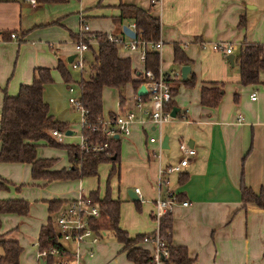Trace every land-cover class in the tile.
I'll use <instances>...</instances> for the list:
<instances>
[{"label":"crops","instance_id":"obj_1","mask_svg":"<svg viewBox=\"0 0 264 264\" xmlns=\"http://www.w3.org/2000/svg\"><path fill=\"white\" fill-rule=\"evenodd\" d=\"M80 3L92 6L87 8L89 10L87 15L86 13L83 15L85 8L81 6L82 11L78 12L79 28L82 22L87 26L89 33H112L126 40L127 36L122 33L121 28L118 29L115 26L112 20L119 13L116 6L131 4L145 10L149 8L151 1L85 0ZM42 5V2L37 1L34 6H30L26 0H0V52H3L7 42L10 41L6 33L12 32L16 35L15 42L10 44L16 43L19 47L26 42L25 37L30 29L43 25L42 22L30 19L28 14L25 16L23 14L25 8H31L30 12L34 13ZM98 6L110 9L106 8L103 13ZM98 12L101 13L100 19L95 17ZM152 15L158 18L160 24L158 39L162 45L158 56V66L171 78L170 82L173 81L171 85L176 87L171 101L177 111L174 118L159 126L140 115L142 122L131 123L129 133L118 136L119 143L124 141L126 144L123 152L129 150L133 155L141 156L140 161L146 165L144 171L136 172V179L130 188L131 191L137 188L140 193L138 199L132 192L136 197L135 202L148 205L150 217L153 201L156 198H165L168 193L174 194L176 199L179 197L177 200L179 202H187L186 206L177 203L170 211L169 243L184 247L186 257L191 264H264V208L251 203L243 204L239 192L241 185L255 193L264 190V70L259 72L258 83L242 85L239 82L238 69L233 64V59L243 43L264 44V0H157L153 6ZM86 19L91 23L97 22L102 27L99 30L90 31ZM49 22L51 20L45 21L46 24ZM129 24L130 22H124L123 25L128 27ZM211 43L231 46L229 54L233 55L232 65L228 63L226 55L210 48ZM174 45L188 59L185 64L173 63ZM48 48L53 58L35 49L36 55L34 59L31 58L28 68L25 67L23 77L18 78L20 82L18 86L31 82L32 72L36 67L52 69L51 67L54 68L57 61H60L68 70L69 62L66 59L73 53L69 55L66 50L61 49V45L55 48L53 45H48ZM131 52L136 58L137 51H128V53ZM117 54L129 59L125 54L123 56L118 52ZM134 61L133 65L129 59L131 68L137 73L134 78L140 80L138 73L143 69L142 62L139 60L137 63L135 59ZM182 65L189 68L185 78L191 76L194 78L193 85L190 87H185L181 82L179 69ZM81 73L82 70L79 71V77L82 76ZM60 82L62 83L58 86V96L60 91L64 93L71 85L76 97L77 90L73 82L67 85L61 78ZM141 85L142 83L139 82L137 89ZM51 86V83L45 84L42 90V98L47 104L48 114L56 121L65 122L66 130L73 135L75 132L71 130V126L75 118L65 107L62 108L61 113H58V109L51 107L47 92ZM128 86L132 93L126 101L123 91L124 88H129ZM201 86L221 87L222 94L215 106L200 104ZM44 89L47 90L46 93ZM137 89L126 84L121 90L122 104H119L116 91L103 88L101 95L105 90H112L116 94V108L108 111L107 117L109 114L116 115L133 109L136 97L140 96L136 94ZM2 91L5 92L4 89ZM251 93H254V99H250ZM141 100L144 106H148L146 94ZM78 118L79 122L75 124L80 129V113ZM162 137H166L165 143L161 142ZM140 138H142V145ZM149 138L154 140L150 142ZM57 141L62 143L61 137ZM179 141H184L190 146L193 155L178 171L166 175L167 184L158 187V169L176 165L182 157L178 149ZM172 144L174 149L171 148ZM36 156L43 158L38 154L37 149ZM118 162L113 172L116 175L119 172ZM27 167L29 169L28 165ZM61 167H67V160L66 163L64 161L55 166V168ZM179 178L182 181L179 182ZM79 191L81 189L77 188V192ZM91 192L94 190L89 191L88 194ZM76 196L77 193L68 198L48 200L59 199L67 203ZM13 198L15 197L8 198L0 193V200ZM97 198L103 197L97 195ZM45 222L46 220L40 223L29 237L18 232H15L14 236L6 235L8 231L0 232V236L16 240L21 247L18 255L19 264H35V257L28 259L22 251L26 244L36 246L38 229ZM98 227L103 232L100 240L95 244L83 245L78 264H132L126 259L120 244L116 242L117 246L113 248L111 244L101 243L105 231L102 225ZM152 231L143 234H149ZM63 245L66 249L71 248L68 243ZM138 245L149 250L147 244ZM89 248L92 252L91 256L86 253ZM2 253L0 247V256Z\"/></svg>","mask_w":264,"mask_h":264},{"label":"trees","instance_id":"obj_2","mask_svg":"<svg viewBox=\"0 0 264 264\" xmlns=\"http://www.w3.org/2000/svg\"><path fill=\"white\" fill-rule=\"evenodd\" d=\"M37 2L59 3L64 0H36ZM151 1V0H150ZM157 1V0H152ZM154 3L149 4L148 9H141L131 4H118L119 13L112 20L119 29L124 22H130L134 26L135 38L144 41H154L158 39L160 24L156 16L152 15ZM9 33H6L8 36ZM104 32H95L90 36L85 34L83 41L88 43L91 49L92 62L88 66L86 78L78 77L75 82L65 65L57 61L55 70L63 83H74L76 85V99L80 106L86 111L84 113L85 125L80 128V133L89 142H106L107 148L104 152L83 153L77 144H61L52 135L51 131L63 132L67 124L54 120L48 114L47 104L43 101L42 90L45 84L52 82L50 71L45 67H36L32 72V80L28 84H20L14 95H7L2 91L0 105V162L2 163H23L29 166V175L33 181H41L48 184L55 181H67L91 177L96 175L97 166L101 163H109V175L116 170L119 157L120 143L119 138H106L97 129L98 121L102 118V89H113L117 93L119 104H122L121 90L126 84L132 85L136 90L141 82L135 79L137 74L130 66L128 58L120 57L117 46L109 41ZM114 35V34H113ZM72 40L76 35H71ZM94 44L95 49H92ZM188 59L182 51L174 45L173 63L185 64ZM233 64L239 73V82L242 85L258 83V75L264 70V52L262 45L256 43H243L238 53L233 59ZM143 69H149L153 73L158 67V54L153 50H147L142 62ZM139 76V73H138ZM169 83V92L175 93L176 87ZM194 78L183 79L181 82L185 87L193 85ZM222 94L220 86H201L199 91V102L204 106H215ZM144 98V95H140ZM167 108L174 107L170 100ZM109 114V117H113ZM94 126L95 129H91ZM43 141L51 147L60 148L66 153L67 167L55 168L56 159L39 158L36 156L38 142ZM182 179L179 178V182ZM4 187V181H0V188ZM240 200L243 204L251 203L259 208H264V190L257 193L248 187L241 185ZM97 203L99 217L96 221L97 226L107 227L115 241L121 245L125 257L132 264H152L148 249L141 247V239L146 234H137L128 237L127 233L118 227V207L119 201L110 199L107 195L98 199L96 191L88 194ZM179 197H177V200ZM65 203L63 200H47L48 217L45 224L38 229L36 237V248L44 249L51 245L58 246L59 234L53 225L52 215H54ZM28 211V204L22 199L0 200V214L14 213L25 215ZM95 225V226H96ZM96 226V227H97ZM170 213L164 214L159 219L158 234L167 244L168 264H191L186 257L185 249L182 246L170 245ZM0 247L2 255L0 264H19L18 255L21 247L16 240L5 239L0 236ZM264 257V251H263Z\"/></svg>","mask_w":264,"mask_h":264},{"label":"rangeland","instance_id":"obj_3","mask_svg":"<svg viewBox=\"0 0 264 264\" xmlns=\"http://www.w3.org/2000/svg\"><path fill=\"white\" fill-rule=\"evenodd\" d=\"M80 1L85 0H64V2L59 4L45 2L41 8L36 9L37 11H34V13L30 12L31 8H25L23 10L24 16L28 14L30 19L42 22L43 25L35 26L30 29L25 37L26 42L20 44L19 47H17L16 43L15 45L10 44L14 43L16 39L10 38V41L7 42L3 52H0V92L2 89H4L7 94H14L16 92L18 83H20L18 82V78L23 77L25 67L30 63L31 58L34 59L36 55V53H34L35 49L49 54L51 58H53V54L49 50L48 45H53L54 48L57 45H61V49L66 50L69 55L73 53V40L70 38V35H76L79 32L78 12L82 11L81 6H84L85 9L83 15L85 13L87 15L89 13L87 8L92 6L81 5ZM106 8L108 7H101V12L103 11L104 13ZM100 14L101 13L98 12L95 17L100 19ZM48 20H51V22L46 24L45 21ZM86 23L90 31H96L102 27L97 22H89L88 19H86ZM92 49H95L94 44H92ZM117 50L120 55L123 56V54H125V56H128L133 65L135 64L134 59L137 63L139 62V50L136 53V58L132 52L128 53V51L126 52V50L119 47ZM83 57L84 62L87 65L82 69L81 75L83 78H86L88 75V66L92 62L91 50L84 51ZM51 68L50 75L52 79V86L48 89L49 91L44 89V93H46V91L48 92L50 105L53 109H58V113H61L62 108L65 107L68 113H71L72 116H74L73 118H75L74 123H72L71 126V130L75 133L73 135H64V131L61 132V144H77L80 136V129H78V125H76L79 122V110L68 101V98L75 97V94H73V92H69L67 87L65 92L61 93L60 91V95L58 96V86H60L62 82H60L59 73L53 67ZM68 71L74 82L78 80V70H72L68 67ZM28 75L30 81V70L28 71ZM128 87L129 88L126 89L124 88L123 91L126 101L132 93L130 91V86ZM115 108V92L112 90H105L102 94L103 119L107 117L108 111H113ZM140 142L142 145V138H140ZM174 144H172V149H174ZM125 145L124 141L120 142L118 175H109L110 164L105 162L98 166L95 176L82 177L80 179L67 181H55L45 185L41 181H33L30 178L28 172L29 169L26 164L0 162V181H4V187L0 188V193L5 194L8 198H22V200L26 201L28 204V211L25 215L1 213L0 232L2 233L8 231L6 232V235L8 236L10 234H13L14 236L15 232L24 234V236H31L32 232L37 229L39 224L44 222L48 217L46 200L75 196V194L78 193L77 188L81 189V193L85 196L88 195L89 191L94 190L97 191V195L99 197L107 195L110 198L118 200V227L126 231L129 237L152 231L155 227V221L148 214V205L144 203L138 204L135 201H131L126 195L127 190H131L130 188L135 181L134 179H136V172L144 171L146 165L144 162L142 163L140 161L141 156L138 157V155H133V153L129 150L123 152L126 148ZM37 152L43 158L56 159L57 162L55 163V166L62 164L64 161L66 163L67 160L65 158L66 153L64 150L48 146L43 141L38 142ZM11 167L15 168L10 169ZM142 197L144 198L143 193ZM53 217L54 216L52 215V218ZM103 227L105 236L103 237L101 243L106 242L115 248L117 244L110 230L105 226ZM36 251V246L26 244L22 253L24 255L26 254L29 259L35 257Z\"/></svg>","mask_w":264,"mask_h":264},{"label":"built area","instance_id":"obj_4","mask_svg":"<svg viewBox=\"0 0 264 264\" xmlns=\"http://www.w3.org/2000/svg\"><path fill=\"white\" fill-rule=\"evenodd\" d=\"M30 6H34L36 0H26ZM156 3L157 1H152ZM134 33V38L127 37L123 40L112 33H106L109 41L116 44L117 47L126 51L140 52L139 60L143 62L144 54L147 50L159 52L161 49V41L159 39L154 41H144L135 38L134 26L132 23L128 25ZM87 26L81 22L79 32L76 38L73 39V57L69 62V67L73 70L81 71L86 67L84 62L83 52L88 50V44L83 41V37L87 34ZM92 36V33H89ZM9 38H16L14 33H9ZM210 48L214 51L227 55L231 52V46L223 43H211ZM264 52V44L262 45ZM159 63V59H158ZM140 81L145 89L148 106H144L140 96L136 97L133 109H128L123 113L116 114L113 117L106 119L100 118L98 127L106 138L113 137L114 135L121 136L129 133L130 124L133 122H142L140 115H143L152 122L154 125L159 126L161 123L171 119L170 109L166 107L167 103L171 100L169 92V83L167 80L171 79L167 74L163 73L159 66L156 72L149 69H142L139 73ZM69 92H72V87H68ZM250 99H254V93H251ZM68 101L72 103L80 113V128L85 125L84 113L86 112L77 101L76 97H69ZM91 129H95L94 126ZM51 135L57 140L61 136V132L56 130L51 131ZM154 138H149L152 142ZM78 148L83 153H97L104 152L107 148L106 142L96 143L87 141L86 137L80 133ZM178 149L182 157L178 164L167 166L163 169H158V187L162 184H167L168 180L166 175L178 171L181 166H184L189 158L193 155V150L184 141L178 142ZM133 192L140 198V193L137 188H133ZM179 203L181 206H186V201H177L174 194L168 193L165 198H156L153 201V209L151 211V218L156 223L155 229L142 237L141 242L149 245V254L152 264H168L169 257L167 244L158 234L159 219L167 213H170L174 205ZM53 225L59 234L58 246H49L44 249H37L35 254V264H78L80 259L81 250L83 245H91L97 243L103 232L96 225L99 217V210L97 203L91 199L89 195L85 196L79 191L75 199L64 203L61 208L53 215ZM97 227H96V226ZM68 243L71 245L70 249H66L63 245ZM88 256L92 255L89 249L86 250ZM257 264V263H251Z\"/></svg>","mask_w":264,"mask_h":264},{"label":"water","instance_id":"obj_5","mask_svg":"<svg viewBox=\"0 0 264 264\" xmlns=\"http://www.w3.org/2000/svg\"><path fill=\"white\" fill-rule=\"evenodd\" d=\"M121 31H122V33H123L125 36H127V37H129V38H134V33H133V31H132L131 29H129L126 25H122V26H121ZM72 57H73V55L69 56V57L66 59V61H67V62H70ZM226 59H227L228 63H229L230 65H232L233 55H232V54H227V55H226ZM188 71H189L188 66H186V65H182V66L180 67V69H179V73H180V79H181V80H183V79L185 78V76H186V74L188 73ZM136 94H137V95H144V94H145V89H144L143 85H141V86L138 87V89H137V91H136ZM176 111H177V108H175V107H172V108L170 109L169 114H170V117H171V118H174V117H175V113H176ZM63 134H64V135H70L71 132H70L69 130H66V131L63 132ZM114 138H117V135H114ZM161 142H162V143H165V142H166V137H162ZM162 148H163V147H162ZM132 192H133V191H131V190L127 191V195H128V197H129L131 200L135 201V200H136V197L132 194ZM42 264H44V263H42Z\"/></svg>","mask_w":264,"mask_h":264}]
</instances>
